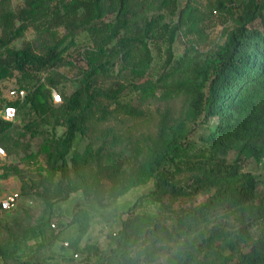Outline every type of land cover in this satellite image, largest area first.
I'll use <instances>...</instances> for the list:
<instances>
[{"label": "trees", "instance_id": "trees-1", "mask_svg": "<svg viewBox=\"0 0 264 264\" xmlns=\"http://www.w3.org/2000/svg\"><path fill=\"white\" fill-rule=\"evenodd\" d=\"M194 1L177 8V0H25L12 10L11 0H0V82L6 86L10 80L27 90L22 100H8L1 97V88L0 109L12 104L17 113H29L20 130L0 115V146L8 155L27 153L28 160L44 156L38 181L24 192L33 189L49 210L79 192L86 203H76L70 224L84 235L94 223V212L114 206L132 187L153 183L127 207L109 234L107 248L69 240L73 258L78 257L74 253L83 257L67 264H264V191L259 190L264 178L244 170L238 159L223 156L248 146L257 158L264 157V0H214L213 9L232 21L222 31L224 40L185 76H175L178 60L156 78L147 76L149 40H156L158 26L167 46L182 26L204 37L202 23L208 14ZM162 9L177 19L160 25ZM29 30L39 44L25 41L13 47ZM80 33L88 43L76 41ZM73 53L86 63L80 86L69 95L61 93L62 102L54 103L51 73L71 65ZM115 64L127 71L126 83L98 85V75ZM42 71L45 77L39 76ZM14 72L18 77L12 80ZM133 95L140 101L180 96L181 104L177 113L169 106L159 112L155 131L135 148L139 161L126 167L124 150L115 148L122 141L118 131L102 129L97 145L92 138L97 121L143 113ZM42 126L51 133L35 154L28 153L23 138L27 133L36 136ZM56 127L62 128L59 136ZM77 136L90 140L68 158ZM209 189L213 191L196 205L172 206L179 198L190 200ZM30 220L24 209L2 225V264H45L34 250L21 255L37 235L42 243L36 250L47 244L44 226Z\"/></svg>", "mask_w": 264, "mask_h": 264}, {"label": "rangeland", "instance_id": "rangeland-1", "mask_svg": "<svg viewBox=\"0 0 264 264\" xmlns=\"http://www.w3.org/2000/svg\"><path fill=\"white\" fill-rule=\"evenodd\" d=\"M137 2L142 0H135ZM154 3H159L160 0H150ZM214 0H195L194 3L202 10L207 12L208 17L202 23L204 37H200L198 33L189 32L185 26L176 29L174 40L170 46H167L164 31L160 30L158 26L156 30V40H149V47L151 51V62L146 75L152 78H156L161 72H163L168 64L177 61L176 77L185 76L190 73L191 68L195 63L203 60L206 56V52L211 48H214L218 43L224 40L223 29L230 28L232 21L228 18L224 11L213 9L211 5ZM25 0H11L10 8L16 10L18 7L24 5ZM187 0H177V8H180L186 4ZM210 9V12H209ZM164 18L160 21V25L163 22L175 21L176 15H172L166 9H162ZM151 14V12H148ZM59 33H62L63 29L58 28ZM25 41H34V46L39 44L36 40V35L29 30L24 33L21 38H18L12 42V46L19 48ZM76 41L79 44L88 43L85 33H80ZM87 48V47H86ZM71 65H62L56 67L51 73L55 83L54 89L60 93L61 97L64 93L69 95L73 90L80 86L81 76L86 69V63L83 57L78 53H73L70 56ZM169 59V61H168ZM168 61V62H167ZM46 71H42L39 76L45 77ZM18 77V73L14 72L10 78L14 80ZM128 74L126 70H120L119 64L110 66L108 71L98 75L97 84L102 86L116 85L118 83H126ZM12 84V81L8 80L6 86L0 82V89L2 88L1 97L5 96L6 89ZM134 104L140 108L143 113L137 117H125L120 116L116 119L108 121H97L94 123L93 140L94 145H97L100 140L102 129L106 127H113L122 137V141L115 146L116 149H123L125 155L128 158L126 167L130 163H137L139 160L135 158V148L141 144L143 137L152 134L155 131L158 121V114L166 106L172 108L174 113H177L180 104L181 97H175L173 99L164 101L158 97L150 98L145 101H140L133 95L132 98ZM29 113L26 111L18 113L17 120L15 121V127L20 130L28 118ZM215 123L216 121L213 120ZM51 133L49 126L40 127V132L36 136L31 137L30 133L23 138V143L28 144V153L35 154L37 152L38 144L43 140L46 135ZM55 135L59 136L62 133L61 127H56L54 130ZM90 139L79 137L74 143V146L68 158L73 151L82 152L85 145ZM27 153L22 151L18 155H8L0 157V172L3 174L4 188L14 189L21 192V199L17 208L9 213L0 214V243L3 240L4 233L2 225L10 220L12 216L22 215V210H27L31 215L32 224L40 223L46 230V237L43 242L47 243L40 249L35 248L39 243H42V237L36 236L29 239L25 247L23 248L21 255L26 257L27 255L34 254L36 258L40 259L45 264H67V263H79V260L83 257L81 253L78 254L76 259L73 258V250L70 247L69 240H78L80 246L86 243H94L100 248H107L109 244V234L117 229L118 221L121 217H125L127 207L140 195L153 186L152 181L146 184L132 187L122 197L118 198L116 202L108 209L100 208L94 212V223H92L84 235H79L76 232L75 227L70 224L72 212L76 207L77 202L86 201L82 198L79 192L71 194V197L65 203L56 205L53 210L45 209L43 202L34 195L32 192H24L30 190V187L38 181L39 175L37 167L39 164H44V156L37 155L36 161L33 159L28 160L25 157ZM228 161L238 159L244 170L251 171L258 174L261 178H264V157L257 158L252 150L248 146H242L236 149H229L223 155ZM13 167L17 168L14 170ZM259 190L264 191V184H259ZM213 190L209 189L196 195L194 198L188 200L185 198H179L172 204L174 208H185L190 205H196L202 202ZM169 202V200H165ZM102 213V215H98ZM103 213H111V216L106 218ZM54 224V226H52ZM257 225L252 227V230L257 232ZM53 235H57V238L50 241ZM62 246V247H61ZM245 248V247H244ZM0 264L2 261L0 259Z\"/></svg>", "mask_w": 264, "mask_h": 264}, {"label": "built area", "instance_id": "built-area-1", "mask_svg": "<svg viewBox=\"0 0 264 264\" xmlns=\"http://www.w3.org/2000/svg\"><path fill=\"white\" fill-rule=\"evenodd\" d=\"M26 94V89H24L23 87H19L17 84H11L6 89L5 97L8 100H22ZM51 99L54 103L62 102V97L60 93L57 92L55 89H53L51 92ZM0 115L3 119L14 122L17 119L18 113L14 105L6 104L0 109ZM0 149L3 150L2 152H0V157H4L6 155V152L2 146H0ZM20 199L21 194L18 190L4 188V181L0 172V213L3 211H10L15 209L18 206ZM52 226H54V224H52ZM77 256L78 253H74V257Z\"/></svg>", "mask_w": 264, "mask_h": 264}, {"label": "clouds", "instance_id": "clouds-1", "mask_svg": "<svg viewBox=\"0 0 264 264\" xmlns=\"http://www.w3.org/2000/svg\"><path fill=\"white\" fill-rule=\"evenodd\" d=\"M3 150L2 149H0V152H2Z\"/></svg>", "mask_w": 264, "mask_h": 264}]
</instances>
